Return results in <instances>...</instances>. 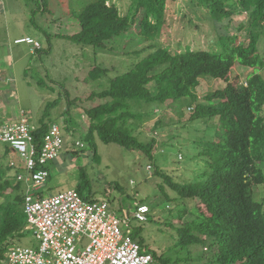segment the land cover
<instances>
[{
	"label": "trees",
	"instance_id": "16d2710c",
	"mask_svg": "<svg viewBox=\"0 0 264 264\" xmlns=\"http://www.w3.org/2000/svg\"><path fill=\"white\" fill-rule=\"evenodd\" d=\"M73 1L72 8L66 5L67 16L78 28L67 35L71 42L83 48L117 53L115 44L122 41L125 48L134 38L151 50L115 76L108 89L88 96L87 100L101 101L82 108L88 123L86 141L90 143L93 158H97L93 141L96 135L104 144L134 151L147 159L149 165L156 163L159 144L156 136L174 125L167 112L182 117L184 109L190 110V123L204 120L206 128L210 126L215 130L214 136L193 139L198 151L194 158L199 159L202 166L190 181L174 182L169 175L155 169V175L160 176L172 192V196L165 193L164 207L176 204L172 221L165 224L174 240L168 254L166 250L146 245L141 236L142 227L134 221L130 223L131 238L142 252L152 255L156 264H200L193 255L203 250L205 256L215 257L212 262L206 259L209 264H264V78L257 73L264 68V0H187L197 17L212 24L232 21L234 17L245 19L235 30L243 32L246 41L240 42V34L226 35L220 38L217 52L193 51L188 47L179 54L169 53L159 42L166 32L169 0H134L125 16L120 14L113 0ZM53 3L62 5L58 0H41L42 12L49 13L48 5ZM39 49L35 52H42V48ZM133 53L138 54V51ZM122 54L126 56L128 52ZM239 66L253 69V74L246 78V85L237 77L232 78L233 70ZM105 75L107 70L95 64L88 72V79L97 81ZM204 80H213L219 87L208 93L205 103H201L197 88ZM55 104L46 106V118L35 123L29 119L28 112L24 114L36 128L37 143H42L52 121L48 108ZM71 106L69 102L66 114ZM163 116L171 123H163ZM145 130L150 133L149 138ZM2 145L0 264L15 238L20 240L29 232L23 213L25 187L16 178L22 168H14L7 162L6 154L11 149ZM85 147H74L73 152L78 154L76 151L81 150L83 153ZM70 157L75 156L70 154ZM50 164L45 167L49 173L45 184L52 176ZM12 171L16 172L10 175ZM85 175L81 168V181L75 190L84 200L104 201L92 193L89 182L84 183ZM159 188L165 191L164 186ZM39 194L47 197L44 191ZM146 205H150L151 210L158 202ZM168 209L163 208L165 215L171 214ZM125 212L122 208L116 211L118 216H124ZM186 216L188 220L182 221ZM153 218L150 215L148 220L154 221Z\"/></svg>",
	"mask_w": 264,
	"mask_h": 264
},
{
	"label": "rangeland",
	"instance_id": "374dc122",
	"mask_svg": "<svg viewBox=\"0 0 264 264\" xmlns=\"http://www.w3.org/2000/svg\"><path fill=\"white\" fill-rule=\"evenodd\" d=\"M58 1L62 5H48L49 14L42 12L41 0H0V112L3 113L4 110L6 117L10 114V117L17 116L23 111L28 112L31 122L35 123L46 118V106L56 103L48 108L53 116L52 120L58 122L62 129L73 123L71 126L75 127V131H66L67 150H62V154L57 158H62V165L58 168L59 173L53 170L47 189H43L45 196L75 188L81 181L79 172L82 168L86 174L82 179L84 183L89 182L97 199L106 201L115 212L121 208L132 212L137 204L158 202L150 211L154 221L151 223L149 220V223L141 225V236L150 248L166 250L168 254L174 240L169 236L171 230L165 224L172 221V209H175L176 204L168 206L171 214L163 213V208H168L163 204L165 193L172 196V192L162 178L155 175V169L161 174L169 175L174 182L190 181L202 166L200 160L194 158L198 151L193 146V139L196 136H214V127L206 128L204 120L190 123V111L187 109L183 110L182 117L167 112L174 125L166 127L156 136L159 141L156 163L149 165L147 159L134 151L129 152L115 144H104L94 134L97 158H93L90 143L86 141L88 123L82 108H88L92 103L98 104L101 101L87 100L88 96L108 89L109 82L115 76L125 72L128 66L133 65L140 57H146L151 50L146 49L145 44L134 38L125 48L122 41L115 44L114 48L118 54L102 48H83L71 42L67 35L74 33L78 28L70 20L71 17L67 16L69 8L66 5L72 8L70 3L74 1ZM113 2L122 16L127 15L134 4V0ZM167 6L166 32L159 38V42L164 50L171 54L182 53L188 47L193 51L217 52L220 49V38L240 34L236 32L235 27L245 20L234 17L232 21L212 24L197 17L194 10L188 6L187 0H169ZM240 35V42H245V34L241 32ZM26 36L39 41L42 52L36 53L35 47L27 44L14 43L15 40ZM134 50L138 51V54H134ZM121 52H128V55L125 56ZM95 64L101 69H106L107 75L92 81L88 79V72ZM257 73L264 78V68ZM252 74L253 69L239 66L233 70L232 78L237 77L240 83L245 84L246 78ZM218 87L219 84L213 80L202 81L197 88L198 101L205 103L204 98L208 93L214 92ZM69 102L72 106L69 114H66ZM161 119L163 123H171L167 116ZM145 131L149 138L150 133ZM75 140H79L78 146L73 144ZM82 146H86L83 153L81 150L76 151L78 154L73 152L76 150L74 147ZM67 154L79 158L74 159L75 157L71 158ZM11 155L13 158L18 157L14 153ZM160 185L164 186L165 191L160 190ZM188 218L189 216H186L182 221ZM18 240L15 238V246H37L31 231ZM193 258L200 264H209L206 259L210 262L215 260L214 256H205L204 250L193 255Z\"/></svg>",
	"mask_w": 264,
	"mask_h": 264
},
{
	"label": "built area",
	"instance_id": "2783aa9c",
	"mask_svg": "<svg viewBox=\"0 0 264 264\" xmlns=\"http://www.w3.org/2000/svg\"><path fill=\"white\" fill-rule=\"evenodd\" d=\"M16 43L39 47L31 38ZM20 116L15 123L0 124V143L22 162L16 178L25 187L23 213L37 246L11 245L2 264H156L130 236L131 220L148 221L147 206L138 204L130 218H120L107 202L84 200L75 189L47 197L38 194L49 177L45 167L57 160L65 146L63 129L52 122L40 144L34 138L36 128L23 113Z\"/></svg>",
	"mask_w": 264,
	"mask_h": 264
},
{
	"label": "crops",
	"instance_id": "0c3cea01",
	"mask_svg": "<svg viewBox=\"0 0 264 264\" xmlns=\"http://www.w3.org/2000/svg\"><path fill=\"white\" fill-rule=\"evenodd\" d=\"M24 38H29V37H24ZM17 40H20V39H17ZM17 40H15L14 41V43L17 41ZM36 42H38L37 40H35ZM39 43V42H38ZM16 44V43H15ZM39 47H40V45H39ZM4 109H5V107H4ZM21 113H23V114H25L26 112H21ZM21 114H20V112H19V114L17 115V116H13V117H10V116H12L11 114L10 115H8V117H6L5 115H4V110H3V113L2 112H0V124H3V123H10V121L12 122V121H15V120H19V118H21V116H20ZM25 116H26V114H25ZM26 118V117H25ZM30 119V118H29ZM16 122V121H15ZM52 122H56L55 120L53 121H51V122H49V124H48V126L52 123ZM56 123H58V122H56ZM75 127L74 126H70L69 125V127L68 128H63V137H64V140L66 139V131L68 132V131H70V132H72V131H75V129H74ZM67 129V130H66ZM65 142H66V140H65ZM76 142H79V140H75L74 142H73V144L75 143L76 144ZM2 145V144H1ZM64 147H66V148H64L63 149V151H65V150H67V146H64ZM4 148V145H2L1 147H0V149H3ZM12 153H14L12 150L9 152V153H7L6 154V157H7V162H14L15 164H16V166L17 167H20V168H22V162L20 161V159L17 157V158H13L12 157ZM15 154V153H14ZM62 154V153H61ZM16 155V154H15ZM67 155H69L70 156V154H67ZM66 155V157H68ZM17 156V155H16ZM62 159V158H61ZM56 160L55 162H53V163H51L50 164V170H51V172H53V170H57L58 171V168L59 167H61V165H62V160ZM14 172H16V171H12L11 172V175H13L14 174ZM49 180H50V178H49ZM48 183V182H47ZM48 184H45L39 191H41V192H43V189H47V186ZM71 189H75V188H71ZM71 189H69V190H71ZM65 191H68V190H65ZM48 192V191H47ZM61 191H58L57 193H60ZM62 192H64V191H62ZM56 193V194H57ZM38 194H39V192H38ZM40 195V194H39ZM136 206V205H135ZM134 210H135V207H134V209H133V211L132 212H128V211H126L125 213H124V216L123 215H120V216H118V217H120V218H130L131 216H132V214H133V212H134ZM130 215V216H129ZM131 221H133V220H131ZM135 222V221H134ZM131 223V222H130ZM136 224H138V225H143V224H139V223H137V222H135ZM130 229H131V226H130ZM15 245V244H14Z\"/></svg>",
	"mask_w": 264,
	"mask_h": 264
},
{
	"label": "clouds",
	"instance_id": "9594fccd",
	"mask_svg": "<svg viewBox=\"0 0 264 264\" xmlns=\"http://www.w3.org/2000/svg\"><path fill=\"white\" fill-rule=\"evenodd\" d=\"M23 39V38H22ZM21 40V39H20ZM18 41V40H17ZM16 43V42H15ZM17 44V43H16ZM23 44H26V43H23ZM28 45V44H27ZM29 46H31V45H29ZM32 47V46H31ZM33 48V47H32ZM40 47H38V48H35V49H39ZM243 85H246V84H243ZM188 111H190V110H188ZM106 202V201H105ZM138 205V204H137ZM139 205H145V206H147L146 204H139ZM148 207V206H147ZM110 208V207H109ZM149 208V207H148ZM111 209V208H110ZM113 211V210H112ZM150 208H149V216H150ZM115 212V211H114ZM117 214V213H116ZM149 218V217H148ZM149 221V220H148ZM148 221L146 222V223H148ZM146 223H144V224H146Z\"/></svg>",
	"mask_w": 264,
	"mask_h": 264
}]
</instances>
